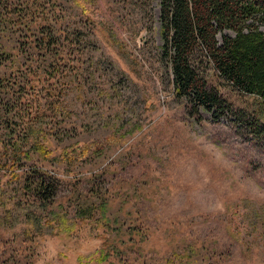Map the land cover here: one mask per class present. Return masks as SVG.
I'll use <instances>...</instances> for the list:
<instances>
[{"label": "rangeland", "instance_id": "rangeland-1", "mask_svg": "<svg viewBox=\"0 0 264 264\" xmlns=\"http://www.w3.org/2000/svg\"><path fill=\"white\" fill-rule=\"evenodd\" d=\"M159 6L0 0V264H264V102L176 97Z\"/></svg>", "mask_w": 264, "mask_h": 264}, {"label": "trees", "instance_id": "trees-1", "mask_svg": "<svg viewBox=\"0 0 264 264\" xmlns=\"http://www.w3.org/2000/svg\"><path fill=\"white\" fill-rule=\"evenodd\" d=\"M159 8L161 57L176 97L195 111L220 114L226 106L208 87L213 74L264 102V0H160ZM1 160L0 173L5 171ZM35 174L26 173L22 188L46 207L57 197L56 180Z\"/></svg>", "mask_w": 264, "mask_h": 264}]
</instances>
